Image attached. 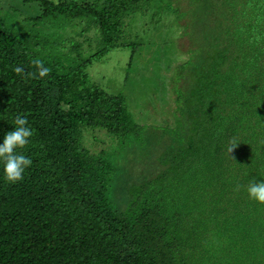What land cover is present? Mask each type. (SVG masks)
<instances>
[{
  "label": "trees",
  "instance_id": "1",
  "mask_svg": "<svg viewBox=\"0 0 264 264\" xmlns=\"http://www.w3.org/2000/svg\"><path fill=\"white\" fill-rule=\"evenodd\" d=\"M23 1L41 6L36 23L85 19L97 43L72 56L62 39L8 30L0 18V134L18 114L33 130L16 150L31 160L22 179L0 176V264H264V202L244 191L264 177V0H186L189 58L171 77L176 146L156 154L155 175L130 184L116 208L107 150L93 153L84 136L99 128L135 143L142 125L86 69L131 45L127 18L152 0Z\"/></svg>",
  "mask_w": 264,
  "mask_h": 264
},
{
  "label": "rangeland",
  "instance_id": "2",
  "mask_svg": "<svg viewBox=\"0 0 264 264\" xmlns=\"http://www.w3.org/2000/svg\"><path fill=\"white\" fill-rule=\"evenodd\" d=\"M186 2L152 0L147 5L139 2L140 9L127 18L123 32V42L131 45L111 49L99 60H93L86 69L91 83L108 93H121L134 121L142 125V136L135 143L118 144L116 137H108L109 134L99 128L89 129L94 132L92 136L96 135L95 141L89 132L84 136L86 147L93 153L107 150L114 171L108 198L115 208L126 196L130 184L155 175L158 166L156 154L176 146L171 137L175 121L171 77L174 67L189 58L184 38L189 8ZM41 12V6L35 1L0 0V18L6 29L37 31L52 39H62L59 44L66 46V51L72 56L80 52L85 57L95 50L97 31L94 26L85 30V19L60 25L46 18L36 23L35 19ZM72 44L78 45L76 51L70 50Z\"/></svg>",
  "mask_w": 264,
  "mask_h": 264
},
{
  "label": "clouds",
  "instance_id": "3",
  "mask_svg": "<svg viewBox=\"0 0 264 264\" xmlns=\"http://www.w3.org/2000/svg\"><path fill=\"white\" fill-rule=\"evenodd\" d=\"M32 63L37 66V75L39 77L45 76L49 71L47 67L41 66L39 60H34ZM12 71L20 74L23 72V68L17 65L12 68ZM32 134L33 130L28 124L27 117L20 114L13 118L11 129L0 134V176L4 180L15 182L22 179V174L25 168L30 165L31 160L16 150L23 149L29 143V137ZM231 147H229L228 151L231 150ZM240 187L239 184L236 185L237 190ZM244 191L250 200L264 202V177H260L259 180L255 177L248 178Z\"/></svg>",
  "mask_w": 264,
  "mask_h": 264
}]
</instances>
